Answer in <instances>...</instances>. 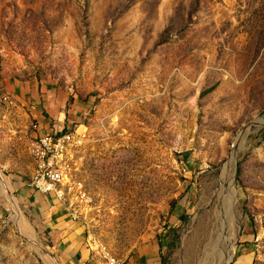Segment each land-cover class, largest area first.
<instances>
[{
	"label": "rangeland",
	"instance_id": "rangeland-1",
	"mask_svg": "<svg viewBox=\"0 0 264 264\" xmlns=\"http://www.w3.org/2000/svg\"><path fill=\"white\" fill-rule=\"evenodd\" d=\"M31 78L62 91L49 132L85 133L73 176L94 195L82 220L93 241L124 259L157 236L163 264H229L246 221L264 264V0H0L10 129L28 116L7 87ZM5 135L32 179V153L33 164ZM10 171L0 167V264H68Z\"/></svg>",
	"mask_w": 264,
	"mask_h": 264
},
{
	"label": "crops",
	"instance_id": "crops-1",
	"mask_svg": "<svg viewBox=\"0 0 264 264\" xmlns=\"http://www.w3.org/2000/svg\"><path fill=\"white\" fill-rule=\"evenodd\" d=\"M7 92L13 109L25 111L28 118L19 124L9 126L0 122L1 134L5 139L12 138L14 143L23 142L26 148L36 137L53 130L58 124L53 123L61 112L62 91L51 79L14 80L9 83ZM59 108V109H58ZM24 114V113H23ZM15 119V118H14ZM5 126L2 130L1 127ZM12 130L15 135L6 130ZM0 143V167L11 170L10 180L19 195L43 216L49 245L56 251L62 261L68 264H95L87 244L86 225L82 220H73L65 206L53 193L44 194L36 191L31 185V177L17 174L19 162L17 155H7ZM7 148V146H6ZM29 153V149H28ZM30 157V153L28 154ZM32 160V157H31ZM33 164V160H32ZM16 168V169H15ZM254 232L248 222H244L239 234L235 258L229 264H253L256 245L253 243ZM126 264H163V246L161 239L151 236L135 245L134 249L124 256Z\"/></svg>",
	"mask_w": 264,
	"mask_h": 264
},
{
	"label": "built area",
	"instance_id": "built-area-1",
	"mask_svg": "<svg viewBox=\"0 0 264 264\" xmlns=\"http://www.w3.org/2000/svg\"><path fill=\"white\" fill-rule=\"evenodd\" d=\"M84 135L85 133L64 131L63 128H59L54 132H45L28 145L33 156L42 155L39 181L30 182V185L41 193H53L73 220H86L85 211L92 207L85 205L87 197L78 193L79 182L73 180V173L80 170L76 162V152ZM59 149H66V156H75L73 169L63 168V160L66 156H59ZM61 183H69L68 194H61ZM87 244H92L91 255L95 264H126V260L115 254L112 249H104L96 245L90 235L87 236Z\"/></svg>",
	"mask_w": 264,
	"mask_h": 264
},
{
	"label": "bare ground",
	"instance_id": "bare-ground-1",
	"mask_svg": "<svg viewBox=\"0 0 264 264\" xmlns=\"http://www.w3.org/2000/svg\"><path fill=\"white\" fill-rule=\"evenodd\" d=\"M65 154H66L65 149H59V156H65ZM32 155H33V153H32ZM33 159H34V162L36 163V172L34 174V177L30 180V182L39 181V176L41 174L42 155H35V156H33ZM65 159H66V157L63 160V168L64 169H70V164ZM228 178L230 179L229 176H228ZM73 180L79 182L77 184L78 193L81 196L87 197V198H85V205L92 206V203L94 202V195H93L92 191L89 190L88 187L83 182L76 179L74 176H73ZM231 182H232V179H231ZM6 188L8 189L7 186H6ZM233 188L234 187H232V190H234ZM68 192H69V183H61V194H68ZM85 212H87V211H85ZM87 216H88V214L85 213V218ZM25 222H26V220H25ZM25 224H26V226H28L27 233L29 235V238H33L34 235L31 231L29 224L27 222ZM95 243H96V245H99V247H103L104 249H107V247L105 246V244L103 242L96 240ZM90 247L92 249V244L90 245Z\"/></svg>",
	"mask_w": 264,
	"mask_h": 264
},
{
	"label": "trees",
	"instance_id": "trees-1",
	"mask_svg": "<svg viewBox=\"0 0 264 264\" xmlns=\"http://www.w3.org/2000/svg\"><path fill=\"white\" fill-rule=\"evenodd\" d=\"M170 31V29H166V30H164V32H163V35H164V37L163 38H167L168 37V32ZM66 131V130H65ZM237 185H238V183H237Z\"/></svg>",
	"mask_w": 264,
	"mask_h": 264
},
{
	"label": "water",
	"instance_id": "water-1",
	"mask_svg": "<svg viewBox=\"0 0 264 264\" xmlns=\"http://www.w3.org/2000/svg\"><path fill=\"white\" fill-rule=\"evenodd\" d=\"M243 132H245V130H241V134H242Z\"/></svg>",
	"mask_w": 264,
	"mask_h": 264
}]
</instances>
